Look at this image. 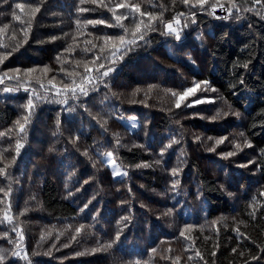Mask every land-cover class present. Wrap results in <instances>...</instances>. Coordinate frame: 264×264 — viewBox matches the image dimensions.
Segmentation results:
<instances>
[{
	"label": "trees",
	"instance_id": "trees-1",
	"mask_svg": "<svg viewBox=\"0 0 264 264\" xmlns=\"http://www.w3.org/2000/svg\"><path fill=\"white\" fill-rule=\"evenodd\" d=\"M193 3L0 0V264H264V0Z\"/></svg>",
	"mask_w": 264,
	"mask_h": 264
},
{
	"label": "snow or ice",
	"instance_id": "snow-or-ice-1",
	"mask_svg": "<svg viewBox=\"0 0 264 264\" xmlns=\"http://www.w3.org/2000/svg\"><path fill=\"white\" fill-rule=\"evenodd\" d=\"M3 2L6 3L7 0H3ZM80 2L83 3L84 0H80ZM93 2L95 3L96 0H93ZM183 2L187 5V4L190 2V0H183ZM255 2H256V3H260L261 0H255ZM206 3H208V0H195V3L192 4V7H196V5L198 4V5L200 6V9H201V10H205V9H204V5H205ZM218 6H219L220 9H222V10L228 12L229 16L232 15L231 8H225L223 4H219ZM16 7H17V8H20V9H23V8H24V5H23V4H16ZM105 7H107V6L105 5ZM123 7H126V5H125L124 3H119V4H116V5H115V8H117V9H119V8H123ZM232 7H235V4H234V3H233V5H232ZM132 8H133L134 11H139V8L136 7V6H132ZM210 8H211V12H210V14L215 15V11H216L217 5H216V4H212V5H210ZM32 11H33V12H38V11H39V7H36V8H34V9H32ZM80 11H89V9H80ZM237 12H239V9H238V8H237ZM114 15H115V13H114ZM142 15H143V13H142ZM180 15H183V14L181 13V14H179V15L175 18V23H176L177 27H173V23H171V22L165 24L166 34H168V35H174L176 40H180V39H181L180 32L182 31V29L179 27V24H180L179 16H180ZM195 15H196V13L193 12V13H192V16L194 17ZM15 18H16V19H19V17H15ZM217 18H220V17H217ZM225 18H228V17H225ZM237 18H239V17H237ZM121 19H122V17H121L120 15H115V20H116L117 22H119ZM192 22L194 23L195 20L193 19ZM87 23L95 25V24H98V23H104V21H103V20H96V21L89 20V21H87ZM110 26H111V25H110ZM184 27H187V24H186V23H185ZM137 30L139 31V26H138ZM139 38H140V39H143V35H141ZM108 39H112V37H109ZM118 39L120 40V42H121L122 44L125 42L123 36L118 37ZM128 43H134V41H129ZM117 51H119V50L117 49ZM3 55H4L3 53H0V56H3ZM0 62H2V61H0ZM101 67H103V65H101ZM17 71H18V70H17ZM112 71H114L113 68H108L107 71H105V72L103 73V75H104V76H107V75H108L110 72H112ZM89 82L91 83V79H89ZM197 87H198V85H197ZM5 91H8V89H5ZM71 91H72L73 94L75 95L76 89L73 88V89H71ZM79 92H80L81 95H84V96H87V95H88V92H87L83 87H80ZM194 92H195V88H189V89H186L182 94L179 95L178 100H177V103H176V107H180V102L183 101V100H185L189 95L194 94ZM65 102H66V101H65ZM202 102H203L202 100H197V101H194L193 103H202ZM186 106L191 107L192 105H191V104H188V105H186ZM31 107H33V105H32L31 102H30V103H29V108H31ZM225 115H226V114H225ZM212 119H217V117L214 116V117H212ZM20 131H23V125H20ZM241 135H243V133H241ZM209 139H211V137H209ZM224 139H226V138H224ZM222 142H223V140L217 141V143H222ZM172 143H176V141L173 140ZM21 146H22V145H20L19 142H17V144H16V151H17V153L19 152V149H20ZM246 146L251 147L250 144H247ZM168 147H171V144L166 145L165 148H162V149H161V156H163V153L167 150ZM236 147L239 148L240 145L237 144ZM209 150H210V151H214V149H209ZM234 154H235V153H233V152H229V153H227L226 155H227V156H232V155H234ZM111 156H112V154H111V153H108V157L111 158ZM159 162H160V161H157V163H159ZM250 163H251V162H250ZM112 170H113L114 174H116V175H126V172L121 173L120 170L117 169V168H115V167H113ZM0 171H2V170H0ZM171 174H172L174 177H175V176H178V174H179V169H177V168H173V169L171 170ZM177 184H179V180H178V179L173 181V185H172V187L175 188V186H176ZM0 191H3V189H0ZM5 195H7V193H5ZM85 207H87V205H85ZM81 211H83V209H81ZM123 219L126 220L127 217H124ZM13 231H15V229H13ZM77 231H79V229H78ZM182 234H183V233H182ZM5 235H6V234H5ZM19 235H20V238L22 239V238H23V237H22V234H19ZM118 238H119V236L117 235V239H118ZM66 246H67V245H65V247H66ZM108 247H111V244H109ZM93 251H95V249H94ZM12 255H14V256H18V255H19V252H13ZM4 259H6V257L3 255V250H0V262H2Z\"/></svg>",
	"mask_w": 264,
	"mask_h": 264
},
{
	"label": "rangeland",
	"instance_id": "rangeland-1",
	"mask_svg": "<svg viewBox=\"0 0 264 264\" xmlns=\"http://www.w3.org/2000/svg\"><path fill=\"white\" fill-rule=\"evenodd\" d=\"M215 14H216L217 17H224L226 14H228V12L218 8V9H216ZM103 160L110 167L111 170L113 169V167H115V168L119 169L121 173H123V171L116 165V163L114 162L112 157L109 158L108 155H106V156L103 157ZM112 173H113V176L115 178L122 177V175L114 174L113 170H112Z\"/></svg>",
	"mask_w": 264,
	"mask_h": 264
}]
</instances>
